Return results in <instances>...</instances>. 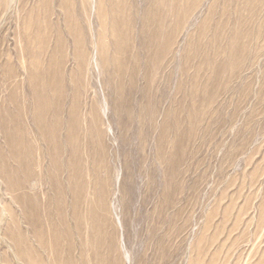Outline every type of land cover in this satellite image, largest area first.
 Listing matches in <instances>:
<instances>
[{"label": "rangeland", "instance_id": "1", "mask_svg": "<svg viewBox=\"0 0 264 264\" xmlns=\"http://www.w3.org/2000/svg\"><path fill=\"white\" fill-rule=\"evenodd\" d=\"M0 264H264V0H0Z\"/></svg>", "mask_w": 264, "mask_h": 264}]
</instances>
